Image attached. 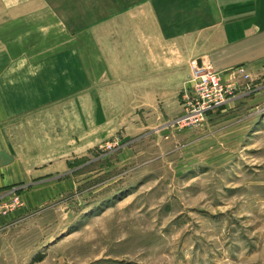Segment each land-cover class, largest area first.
<instances>
[{"label":"crops","instance_id":"crops-1","mask_svg":"<svg viewBox=\"0 0 264 264\" xmlns=\"http://www.w3.org/2000/svg\"><path fill=\"white\" fill-rule=\"evenodd\" d=\"M80 8L0 0V232L76 194L78 159L107 139L169 128L194 59L222 72L242 65L256 86L264 82V0Z\"/></svg>","mask_w":264,"mask_h":264},{"label":"rangeland","instance_id":"rangeland-1","mask_svg":"<svg viewBox=\"0 0 264 264\" xmlns=\"http://www.w3.org/2000/svg\"><path fill=\"white\" fill-rule=\"evenodd\" d=\"M175 119L79 158L76 194L0 232V264H264V82Z\"/></svg>","mask_w":264,"mask_h":264},{"label":"built area","instance_id":"built-area-1","mask_svg":"<svg viewBox=\"0 0 264 264\" xmlns=\"http://www.w3.org/2000/svg\"><path fill=\"white\" fill-rule=\"evenodd\" d=\"M251 81V73L242 65L222 72L203 59H194L187 86L181 94L183 112L173 124L181 127L201 124L211 112L235 97L240 89L250 88ZM102 147L113 149L111 144ZM19 203V198L15 197L5 207L11 209Z\"/></svg>","mask_w":264,"mask_h":264}]
</instances>
